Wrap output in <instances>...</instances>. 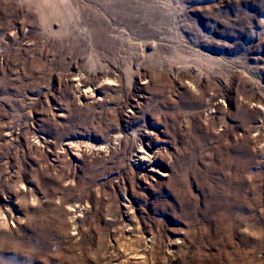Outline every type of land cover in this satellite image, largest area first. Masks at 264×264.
Listing matches in <instances>:
<instances>
[{
	"label": "rangeland",
	"instance_id": "rangeland-1",
	"mask_svg": "<svg viewBox=\"0 0 264 264\" xmlns=\"http://www.w3.org/2000/svg\"><path fill=\"white\" fill-rule=\"evenodd\" d=\"M0 264H264V0H0Z\"/></svg>",
	"mask_w": 264,
	"mask_h": 264
},
{
	"label": "bare ground",
	"instance_id": "bare-ground-1",
	"mask_svg": "<svg viewBox=\"0 0 264 264\" xmlns=\"http://www.w3.org/2000/svg\"><path fill=\"white\" fill-rule=\"evenodd\" d=\"M88 13H89L88 16H84V17L81 16V19H83L85 21L84 23H86L88 26H90L91 25L90 23L92 22V18L95 19L96 14L91 10ZM84 14H86V13H84ZM77 18H79V16ZM82 25H84V24L83 23L80 24L79 30L82 28ZM81 31H83V30H81ZM159 140L160 139L157 140L156 138H152L151 136H148L146 146L140 148L139 151H137V157H139L138 161L142 162L141 169H144V171L151 173V174L157 172V168H156L157 157H158V153H160L162 151L161 147L157 143Z\"/></svg>",
	"mask_w": 264,
	"mask_h": 264
}]
</instances>
